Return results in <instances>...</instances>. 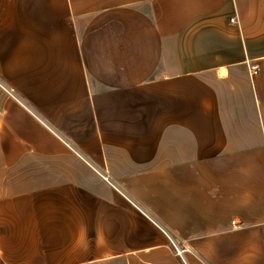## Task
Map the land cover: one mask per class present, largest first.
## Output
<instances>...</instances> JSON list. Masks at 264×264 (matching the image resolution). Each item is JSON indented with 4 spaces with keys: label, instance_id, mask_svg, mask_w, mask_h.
Returning <instances> with one entry per match:
<instances>
[{
    "label": "crops",
    "instance_id": "0c3cea01",
    "mask_svg": "<svg viewBox=\"0 0 264 264\" xmlns=\"http://www.w3.org/2000/svg\"><path fill=\"white\" fill-rule=\"evenodd\" d=\"M0 264H264V0H0Z\"/></svg>",
    "mask_w": 264,
    "mask_h": 264
},
{
    "label": "built area",
    "instance_id": "2783aa9c",
    "mask_svg": "<svg viewBox=\"0 0 264 264\" xmlns=\"http://www.w3.org/2000/svg\"><path fill=\"white\" fill-rule=\"evenodd\" d=\"M232 23H238V19L236 17L231 18ZM259 65L253 64L251 66V70L253 74L257 73L259 71ZM10 93H14V91L11 88H7ZM105 178L108 179V174L104 173ZM167 235L169 237V241L171 244V247L173 248L174 252L180 256L184 261H186V254L191 252L193 249L191 245L187 242V240L179 239L173 236L172 234L167 232Z\"/></svg>",
    "mask_w": 264,
    "mask_h": 264
}]
</instances>
